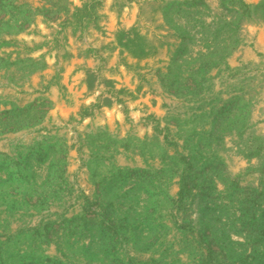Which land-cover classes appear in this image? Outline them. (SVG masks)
Listing matches in <instances>:
<instances>
[{"label":"rangeland","instance_id":"1","mask_svg":"<svg viewBox=\"0 0 264 264\" xmlns=\"http://www.w3.org/2000/svg\"><path fill=\"white\" fill-rule=\"evenodd\" d=\"M0 264H264V0H0Z\"/></svg>","mask_w":264,"mask_h":264}]
</instances>
